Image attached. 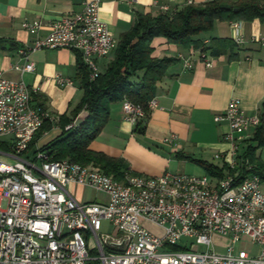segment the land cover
<instances>
[{
  "label": "built area",
  "instance_id": "1",
  "mask_svg": "<svg viewBox=\"0 0 264 264\" xmlns=\"http://www.w3.org/2000/svg\"><path fill=\"white\" fill-rule=\"evenodd\" d=\"M100 4L101 0H86L80 12L51 22L47 35L29 50L77 52L89 80H95L100 74L97 61L117 46L100 20ZM186 5H193L192 0ZM160 11L174 12L167 6ZM232 25L237 28V23ZM21 26L30 33L43 27L39 21ZM28 51L19 53L27 60ZM177 60L185 70L193 68L192 60L182 53ZM198 60L207 67L212 64L203 48ZM15 69L23 73L34 67L26 62ZM55 79L60 85H72L69 79ZM34 91L22 81L0 77V264H264V178L253 172L255 165L242 153L247 131L256 128L260 119L247 116L238 99H231L214 118L226 121L229 128L223 137L228 149L214 155L226 167L222 178L125 171L117 180L92 165L53 160L37 147L29 150L45 122L58 128L53 115L32 106ZM155 106L154 99L147 105L149 111ZM122 113L133 125L145 117L144 110L129 100L122 101ZM71 127L74 124L64 130ZM174 139L170 135L165 142ZM75 188L90 189L103 198L79 201ZM103 222L110 232L102 229ZM146 223L162 234L148 231ZM242 235L257 246L256 253L237 248ZM215 236L230 241L223 253L214 250Z\"/></svg>",
  "mask_w": 264,
  "mask_h": 264
},
{
  "label": "crops",
  "instance_id": "2",
  "mask_svg": "<svg viewBox=\"0 0 264 264\" xmlns=\"http://www.w3.org/2000/svg\"><path fill=\"white\" fill-rule=\"evenodd\" d=\"M85 1L0 0V77L13 82L22 81L30 90H35L31 94L32 106L37 107L41 101L57 121L58 128L48 132L60 133L62 118L71 119L82 99L83 92L76 78L80 55L67 49H29L35 40L47 35L48 24L62 16L80 12ZM207 1L192 0L196 6ZM186 3L187 0H101L99 17L118 40L121 34L130 30L138 14L156 15L161 12V6L178 11L187 6ZM32 21L41 22L43 27L36 33L22 29L23 22ZM233 22L237 23V30ZM233 22L216 21L211 31L195 36L198 47L183 49L165 38H154L153 56L174 58L176 62L157 84L153 98L156 106L150 110L143 132L136 131L135 126L124 119L121 101L112 103L109 118L101 133L91 142L90 150L123 160L136 175L188 174L191 162L176 158L178 153L221 168L223 162L213 163L212 159H215V153L228 149L223 137L229 128L226 121L215 122L214 118L226 110L229 101L238 99L247 116L258 115L264 124V24L257 19ZM236 37L239 42L235 41ZM219 39H229L235 45L224 49L217 41ZM208 46L219 50L215 54L210 49L206 50L212 61L209 67L198 60L200 49ZM19 50H29L27 60ZM179 53L192 60L191 70H185L177 60ZM111 58L109 55L97 61L100 72L105 70ZM26 62L33 63V71L22 73L15 69V66H23ZM57 76L71 80L72 85L58 84ZM36 96H40L38 100ZM254 129L251 127L247 131L248 140L242 144V153L249 145H256L250 140ZM170 135L175 139L171 143L165 142ZM259 149L251 150L250 154L256 162H263ZM74 190L78 192L77 200L89 201L80 197L85 189Z\"/></svg>",
  "mask_w": 264,
  "mask_h": 264
},
{
  "label": "trees",
  "instance_id": "3",
  "mask_svg": "<svg viewBox=\"0 0 264 264\" xmlns=\"http://www.w3.org/2000/svg\"><path fill=\"white\" fill-rule=\"evenodd\" d=\"M256 19L264 24V0H208L204 4L185 6L170 13L138 14L130 30L120 35L111 60L95 80H89L87 67L79 56L76 78L83 92L79 105L73 111L71 119H60L61 132L50 142L38 147L39 137L51 130V124L45 122L29 144V150L34 152L37 147L38 150L47 152L53 160L67 159L82 165H92L121 180L122 173L130 171L127 164L121 159L94 152L89 146L104 128L109 118L110 105L123 100H129L144 110L145 117L134 125L136 131L143 132L150 114L147 105L156 95L157 84L176 62L174 58L154 57L153 39L162 37L171 44L188 49L198 47L199 42L194 37L211 31L216 21L250 22ZM217 41L221 42L224 49L235 45L229 39ZM207 49L213 54L219 52L213 46L203 48ZM39 97L36 96V99ZM36 106L45 110L41 101ZM262 109L264 110V102ZM81 111H87L89 114L83 125L64 130L65 125L73 124L74 118ZM250 140L256 145H249L243 156L255 165L253 172L264 178V162H256L255 157L250 154L251 150L264 147L263 118L254 129ZM175 157L195 163L210 176L222 178L227 173L225 165L219 168L207 161L179 153ZM241 172L244 176L248 173L244 170Z\"/></svg>",
  "mask_w": 264,
  "mask_h": 264
},
{
  "label": "rangeland",
  "instance_id": "4",
  "mask_svg": "<svg viewBox=\"0 0 264 264\" xmlns=\"http://www.w3.org/2000/svg\"><path fill=\"white\" fill-rule=\"evenodd\" d=\"M207 32H202L198 35L200 36H203L205 35ZM59 132L57 131H52V132H48L46 134H43L41 137H39V140L37 142V146L38 147H41L43 145H45L46 143L50 142L56 135H58ZM259 149V148H258ZM259 150L262 151V161L264 162V147H261ZM215 154H218V153H215ZM259 154V152L257 153ZM212 162H219L218 160H215V159H212ZM190 167H191V171L188 172L189 175H195V176H200V175H205L206 173L198 166L196 165L195 163H190ZM208 175V174H207ZM208 179L210 180V176L208 175ZM75 191V196L77 198H79L78 196V192L77 190H74ZM80 197L83 198V199H88L89 201L91 202H100V196L94 192V191H91V190H88V189H85L83 191H81L80 193ZM145 228L150 231L151 233L153 234H156V235H161L162 234V231L161 229H157L155 227H153L151 224L149 223H146L145 224ZM102 229L103 230H109L110 232V228L108 227V224L103 222L102 224ZM108 232V231H106ZM189 240H183L184 243H188ZM182 243V242H181ZM227 245H230V241L227 240L226 238L220 240V239H217L215 237H213V246H214V250L216 253H223L224 252V247L227 246ZM237 248L240 249V250H243V251H246L248 253H256L258 251V248L257 246H255L251 239L245 235H242L239 239V242H238V245H237ZM194 250H197V249H194ZM198 250L202 251L204 250V247H199Z\"/></svg>",
  "mask_w": 264,
  "mask_h": 264
},
{
  "label": "water",
  "instance_id": "5",
  "mask_svg": "<svg viewBox=\"0 0 264 264\" xmlns=\"http://www.w3.org/2000/svg\"><path fill=\"white\" fill-rule=\"evenodd\" d=\"M89 114L87 111H81L74 119L73 124L75 127H80L83 125L85 120L88 118Z\"/></svg>",
  "mask_w": 264,
  "mask_h": 264
}]
</instances>
